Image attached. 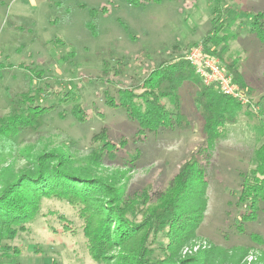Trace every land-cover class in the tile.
<instances>
[{"label": "rangeland", "instance_id": "rangeland-1", "mask_svg": "<svg viewBox=\"0 0 264 264\" xmlns=\"http://www.w3.org/2000/svg\"><path fill=\"white\" fill-rule=\"evenodd\" d=\"M136 1L139 5L129 0H0V118L15 109L22 93L31 95L32 106L48 107L37 116L35 130H20L15 145L2 154L0 174L7 178L33 166L38 155L57 153L115 188L123 200L137 201L144 190L167 191L181 163L204 141L186 86L183 111L192 121L186 131H141L108 100L117 101L119 89H138L165 60L183 59V54L187 59L196 47L189 46L213 27L214 5L211 0ZM220 6L219 22L237 19L227 32L242 29L239 38L211 52L224 70L238 65L253 92L245 103L251 107L243 103L237 123L228 125L216 144L207 169L205 219L197 238L180 253L203 255L211 264H264V242L251 237L257 234L264 241V203L245 234L237 223L246 207L235 205L239 174L255 166V152L264 143V43L242 24L250 9L264 11V0H220ZM103 144L107 149L101 152ZM40 206L17 237L3 243L11 248L0 255V264H98L87 250L77 210L53 197L42 199ZM140 214L132 220L140 223ZM232 248H247V254L231 255Z\"/></svg>", "mask_w": 264, "mask_h": 264}, {"label": "trees", "instance_id": "trees-1", "mask_svg": "<svg viewBox=\"0 0 264 264\" xmlns=\"http://www.w3.org/2000/svg\"><path fill=\"white\" fill-rule=\"evenodd\" d=\"M129 1L132 5H139L136 0ZM211 1L215 16L213 27L198 43L189 47L202 46L206 54L216 57L215 49L211 48L228 45L239 38L242 26L238 27L239 32H227L236 17L229 16V23L226 20L219 22L220 0ZM250 10L246 24H242L264 43V11ZM228 12L233 11L228 9ZM236 14L239 16V12ZM182 57L165 60L148 73L138 89H119L118 100H108L109 106L123 108L130 119L139 124L141 131L153 134L169 129L186 131L192 129V121L183 111L181 90L186 86L190 91L195 112L203 124L204 141L181 163L167 191L149 193L144 190L137 195V201L132 198L123 200V197H117L115 188L94 179L91 173L75 168L66 156L57 153L38 155L33 166L7 178L0 174V255H5L11 248L3 243L14 240L25 224L38 215L42 199L53 197L67 201L77 210L87 250L98 264H211V260L203 255L182 257L180 252L197 238L204 222L208 205L207 169L217 142L224 137L228 125L237 123L243 104L224 95L216 85L206 86L184 54ZM121 59L125 75L127 65L124 58ZM225 72L247 95L253 94L238 65H229ZM31 98V95L22 93L14 101L15 109L0 118V157L15 145L14 138L20 130H35L37 116L48 110V107L36 103L32 106L29 103ZM166 100L171 107L164 102ZM247 107L250 108L251 104ZM254 165L239 174L240 193L235 205L246 207L237 223L241 234H245L248 223L258 220L264 203V143L255 152ZM136 212L143 216L140 223L131 218ZM251 237L264 242L257 234ZM157 249H160L161 256H155ZM216 250L229 254L222 249ZM230 251L231 255L247 254V248H232ZM114 252L118 253L113 255Z\"/></svg>", "mask_w": 264, "mask_h": 264}, {"label": "built area", "instance_id": "built-area-1", "mask_svg": "<svg viewBox=\"0 0 264 264\" xmlns=\"http://www.w3.org/2000/svg\"><path fill=\"white\" fill-rule=\"evenodd\" d=\"M204 53L202 46H196L187 58L202 82L220 87L224 95L242 104L250 103V96L226 74L220 60Z\"/></svg>", "mask_w": 264, "mask_h": 264}, {"label": "crops", "instance_id": "crops-1", "mask_svg": "<svg viewBox=\"0 0 264 264\" xmlns=\"http://www.w3.org/2000/svg\"><path fill=\"white\" fill-rule=\"evenodd\" d=\"M211 29H212V27H211ZM211 29H210V30H211ZM210 30H208V31H210ZM208 31H207V32H208ZM207 32H206V33H207ZM249 33H250V32H249ZM204 36H205V35H204ZM204 36H203V37H204ZM203 37H202V38H203ZM202 38H201V39H202ZM201 39H200V40H201ZM200 40H199V41H200ZM199 41H196V42H199ZM243 76H244V75H243ZM244 78H245V77H244ZM245 83H246V85L248 86V88L250 89V85L248 84V81H247L246 78H245ZM186 89H187V93H188L189 97H191V95H190V91L188 90L187 87H186ZM191 101H192V98H191ZM192 103H193V101H192ZM193 108H194V104H193ZM194 110H195V109H194ZM195 113H196V112H195ZM196 115H197V114H196ZM197 117H198V116H197ZM198 119H199V117H198ZM199 120H200V119H199ZM200 121H201V120H200ZM201 128H203V124H202V122H201Z\"/></svg>", "mask_w": 264, "mask_h": 264}]
</instances>
